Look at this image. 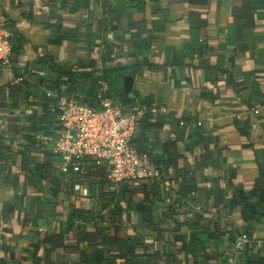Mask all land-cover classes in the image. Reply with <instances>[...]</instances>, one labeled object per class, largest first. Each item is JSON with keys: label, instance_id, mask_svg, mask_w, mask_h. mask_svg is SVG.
Returning a JSON list of instances; mask_svg holds the SVG:
<instances>
[{"label": "crops", "instance_id": "0c3cea01", "mask_svg": "<svg viewBox=\"0 0 264 264\" xmlns=\"http://www.w3.org/2000/svg\"><path fill=\"white\" fill-rule=\"evenodd\" d=\"M0 10L21 36L14 64L27 91L49 87L11 96L17 72L0 70V264H264V221L251 211L264 205L244 200L264 191V0H0ZM54 28L68 35L58 46ZM55 64L91 77L72 87ZM128 76L126 104L156 110L149 139L166 185L135 181L126 197L127 182L112 186L94 168L83 197L74 178L43 170L58 112L50 94L103 80L122 101ZM103 210L113 218L102 222ZM81 226L93 235L81 254L46 239L62 231L70 246Z\"/></svg>", "mask_w": 264, "mask_h": 264}, {"label": "built area", "instance_id": "2783aa9c", "mask_svg": "<svg viewBox=\"0 0 264 264\" xmlns=\"http://www.w3.org/2000/svg\"><path fill=\"white\" fill-rule=\"evenodd\" d=\"M14 50L13 25L0 10L1 70H14ZM26 81L20 78L16 83ZM95 87L97 91L93 103L61 93L50 94L58 102V131L46 138L51 145L48 152L55 158L53 175L62 180L74 178V192L83 197H89L90 192L81 179L96 167L105 168L112 186L140 180L166 185L163 170L148 155L140 154L131 145L140 132L145 115L156 110L110 97L103 80L97 81ZM181 125L184 126V123Z\"/></svg>", "mask_w": 264, "mask_h": 264}, {"label": "trees", "instance_id": "16d2710c", "mask_svg": "<svg viewBox=\"0 0 264 264\" xmlns=\"http://www.w3.org/2000/svg\"><path fill=\"white\" fill-rule=\"evenodd\" d=\"M48 28H51V27H48ZM54 29L57 31L56 32L57 36H56L54 43L58 46V45H61L67 39L68 35L66 32L62 31V28H54ZM14 41L16 43V45H15V51L16 52L15 53H17L18 50L20 51V49L22 47V45H20V44H22L21 36L14 38ZM19 55H21L20 52H19ZM16 59H17V55L15 56V61H16ZM44 64H45L44 62L40 63L41 66H43ZM49 68H50V70H52L56 73H59L60 76L67 77L71 81L72 87H73V85H76V78L77 77H78L79 82L82 84H86L88 82L89 78L91 77V74L86 69L75 73V71H73L72 69H67V68H65L61 65H57V64L50 66ZM18 70H19V68H17L16 64H15L14 71L17 72V74H16L15 80L13 81L12 85L10 84V86L8 88V91L11 93V96L14 95L17 97H25L26 98V97H28V95H31L32 93H34V91H36L34 93V95L36 97H39V95L41 94V92H40L41 87H42V89L49 88L45 85V82H42L38 89L34 88V91H31V93H30L29 91H27L26 86L30 85L27 81L24 83H16L17 79H20L21 77L23 78V76H20V73H18ZM57 86H58V82H55L54 85H52L50 88L55 89ZM4 89L5 88H3V90ZM96 91H97V88L95 86L93 88L92 87L88 88L87 91H84V93L81 90H79V91H77L78 96L76 95L75 97L82 102L93 103L95 100ZM109 96L112 97L110 95V93H109ZM112 98H115V97H112ZM10 99H12V98H9V101H10ZM132 100H133V97L130 98L126 94H123L122 101L124 103H132ZM17 101H18L17 99L14 100V102L16 104L15 107H17L19 105ZM48 101H50V100L48 99ZM142 105L147 106V108L149 110H151V108H150V107H152L151 105L150 106H149V104L148 105L142 104ZM50 107H51V105H50ZM50 109L51 110L49 111L48 116H49V118H51V121H50L51 124L49 125L50 127L48 128L50 131L48 133V135L55 134L58 131L57 127H56V125H57L56 122L58 121L57 120L58 112L55 109V107H53V108L51 107ZM32 119H33L34 123H36V121L39 119L42 120L41 117H38L36 115L32 116ZM159 128H160L159 123L151 115V112H148L145 115L144 119L142 120L139 134L131 141V145H133L138 150V152L140 154L148 155L151 158V160L156 163L157 167L163 169L162 165L160 164V161H158L157 158L153 157L155 145L149 139V136L151 137V136L155 135ZM50 157H48L47 163H45L43 165V170L48 173V176L51 177L53 174V171L55 170V167H54V164H55L54 159L55 158H53L52 155H50ZM4 160H6V159H4ZM96 170H97L98 174L102 175L105 168L104 167H96ZM4 180L6 181V178ZM140 186H141V184L136 186L135 181H129L126 184H123L121 195H125L126 197H133L135 194H137L139 192ZM244 200L255 201L258 203L259 206L262 207L264 205V191L257 190L251 197H249L248 199L244 198ZM137 208L140 211L144 210V207L140 204H137ZM251 211L256 213V215H258V219H259L258 221H260V220L264 221V210H261V212H257V211H255V209L252 208ZM144 214H145V212H144ZM113 216H114V214L112 212L103 210V213L101 215V221L102 222L107 221V220L113 218ZM80 217H81L80 218L81 220L84 218V216H80ZM171 218H174V213H171L169 218H167V219H171ZM152 221L154 224V219ZM174 221H178V219H175ZM178 226H179V224H178ZM179 227H177L176 229H178ZM181 227H182V224H181ZM107 231H108V229H107ZM107 231L101 230V228H99L96 232L97 234H94V235L98 236L99 234H101V235H104L103 236L104 239H105V237H106V239H108L111 234H110V232H107ZM170 231L172 232V231H176V230H170ZM169 233H170L169 230L167 232H161L163 237L167 236ZM38 235L40 237H42L40 233H38ZM92 236L93 235L86 233V228L84 226H81L79 229L77 228V236H73V238H72L73 241H71L70 246H67L66 243L64 242V233L62 231L58 234V236L50 235V236H46V239L53 243V249L64 248L65 250H67L69 248H72L73 253H80L81 254V252H82L81 251V243L83 241H88V242L91 241ZM55 239L57 240L56 245H54ZM81 239H84V240H81Z\"/></svg>", "mask_w": 264, "mask_h": 264}, {"label": "water", "instance_id": "95a60500", "mask_svg": "<svg viewBox=\"0 0 264 264\" xmlns=\"http://www.w3.org/2000/svg\"><path fill=\"white\" fill-rule=\"evenodd\" d=\"M17 35H18V33L14 32L15 38L17 37ZM134 82H135V80L130 76L126 77V79H125V93L130 98H132L134 95V93H133Z\"/></svg>", "mask_w": 264, "mask_h": 264}]
</instances>
